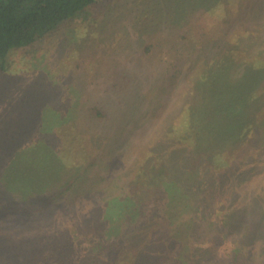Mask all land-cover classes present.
<instances>
[{
  "label": "trees",
  "instance_id": "16d2710c",
  "mask_svg": "<svg viewBox=\"0 0 264 264\" xmlns=\"http://www.w3.org/2000/svg\"><path fill=\"white\" fill-rule=\"evenodd\" d=\"M100 1L0 0V71L6 69L10 52L40 42L71 19H84L86 12ZM229 16L227 12L221 16L216 35L207 33L200 38L208 36L209 43L200 51L206 60L197 74L189 72L185 88L154 131L156 134L140 142L144 149L142 158L136 159L139 171L119 184L113 198L102 197L99 205L75 211L73 231H69V226L63 229L62 238L69 234L71 245L77 242L73 236L81 241L86 239L88 247H92L89 255L66 261L61 256L69 246L63 241L58 249V244L52 246L62 252L61 256H54L53 250L46 251L49 254L46 257L52 259L44 257L39 262L38 255L46 253L37 252L31 255L34 257L29 264H193L197 259L215 264L214 255L201 257L202 248L189 246L185 229L190 224L193 228L195 218L182 223L184 228L174 227L165 221L164 210L176 192L185 197L199 190L204 192L201 200H208L209 186L214 183L212 177L219 174L215 155L228 146V140L243 136L248 144L254 139L253 150L264 144L263 139L255 142L259 136L251 139L256 122L264 124V115L259 116L256 111L263 107L264 98L260 99L259 90L255 91L254 87L264 75V58L256 57L252 61L246 56L239 60L243 50L238 46L239 38L234 41L233 34L223 33L222 25L231 24ZM124 79L113 80L110 97L87 104L88 116L82 120L80 115L71 113L73 106L81 101L79 94L73 100L68 95L63 99L70 103L65 110L60 111L58 105L54 107L55 114L62 117L59 124L54 122L55 114L50 106L43 103L39 105L41 110L20 113L14 108L9 116L3 113L1 117L8 119L0 123L2 204L31 206L50 197L57 199L77 188L75 183L82 178L80 172L87 161L88 168L96 156L102 157L101 161H107V156L111 163L123 158L120 144L134 130V125L144 123V114L150 112L146 106L153 107V99H146L149 93L140 92L138 84ZM59 92V88L53 89V97ZM159 98L163 101L162 96ZM42 111L48 113L49 120L42 119ZM236 119L238 123L233 128L231 124ZM91 121H99L100 126L90 129ZM99 148L103 149L100 153L96 152ZM255 158L256 153L251 164ZM246 166L242 170L231 168L239 183L245 179ZM85 185L86 182L82 184ZM234 202L231 199L228 207L235 205ZM184 204L190 205L185 201ZM145 207L148 209L144 210ZM203 208L202 204L196 208L197 217L202 216ZM234 209L235 206L226 209L220 219L230 221L235 217ZM215 210L220 211L221 207L207 208L210 219L215 216ZM223 228L217 248L224 255L226 252L230 264H248L239 248L226 251L222 243H226L230 228L227 223H223ZM204 252L208 254L205 247ZM12 255H1L0 264H26L21 257Z\"/></svg>",
  "mask_w": 264,
  "mask_h": 264
},
{
  "label": "rangeland",
  "instance_id": "374dc122",
  "mask_svg": "<svg viewBox=\"0 0 264 264\" xmlns=\"http://www.w3.org/2000/svg\"><path fill=\"white\" fill-rule=\"evenodd\" d=\"M226 12L232 21L229 27L222 25L223 33L233 34L234 41L239 38L238 46L243 48L239 60L243 61L246 56L252 61L256 57L263 59L264 0H101L86 12L84 19H71L40 42L10 52L6 69L0 71V123L8 119L1 117L3 113L9 116L14 108L20 113H29L41 110L39 105L43 103L54 114L57 105L63 111L70 104L63 99L68 95L73 100L76 94L81 101L73 106L71 113L80 115L82 120L88 116L87 104L110 97L116 77L138 84L140 92L149 93L146 99H153V107L146 106L150 112L144 114V123L134 125V130L120 144L123 158L111 163L107 156V161H101L102 157L95 155L97 158L91 167L87 168L88 161L84 164L80 172L83 176L71 192L31 206L2 204L0 200V256L13 254L29 264L34 257L31 255L37 252L53 250L54 256H61L62 252L52 246L58 244V249L63 241L69 246L61 256L66 261L89 255L92 247H88L86 239L81 241L73 236L77 242L71 245L69 234L62 238L63 229L69 226V231H73L75 211L99 205L102 197L113 198L119 184L132 179L139 171L137 160L142 158L144 149L140 142L156 134L154 131L185 88L189 72L197 74L206 60L200 51L209 43L208 36L200 38L207 33L216 35L220 18ZM254 87L263 99L264 75ZM57 88L60 92L53 97L52 91ZM8 109L11 110L7 112ZM256 111L259 116L264 115V105ZM42 112V119L49 120L48 113ZM61 118L55 114L54 122L59 124ZM237 123L238 119L233 121V128ZM90 125V129H97L100 122L91 121ZM255 125L257 135L252 132L251 139L259 136L255 139L259 143L264 140V124L256 122ZM253 142L254 139L247 144L243 136L233 137L215 155L219 174L212 177L214 183L209 186L207 201L201 200L203 191H194L185 197L176 192L164 210L165 221L174 227L184 228L182 223L195 218L193 228L190 224L185 229L189 246L202 248L201 257L214 255L215 264H230L226 252L224 255L217 248L222 240L223 223L230 228L226 243H222L226 251L239 248L248 264H264V144L253 150ZM99 149L96 152L103 151ZM106 150L107 147L104 153ZM254 153L256 161L251 164ZM245 165V179L239 183L231 168L242 170ZM84 182L86 185L82 186ZM231 199L235 205L228 207ZM184 201L190 205L185 206ZM206 203L208 207H221L220 211L215 210L212 219L208 217ZM201 204L202 216L197 217L196 208ZM234 206V218L220 219L226 209ZM48 255H38L39 262L44 257L51 260L52 256L47 258ZM193 264L207 263L197 259Z\"/></svg>",
  "mask_w": 264,
  "mask_h": 264
}]
</instances>
